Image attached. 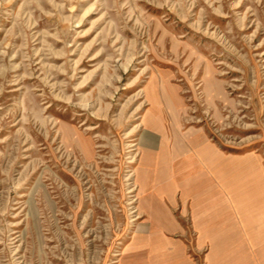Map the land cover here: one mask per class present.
Returning a JSON list of instances; mask_svg holds the SVG:
<instances>
[{
  "label": "rangeland",
  "instance_id": "obj_1",
  "mask_svg": "<svg viewBox=\"0 0 264 264\" xmlns=\"http://www.w3.org/2000/svg\"><path fill=\"white\" fill-rule=\"evenodd\" d=\"M215 152L264 164V0H0V264H124Z\"/></svg>",
  "mask_w": 264,
  "mask_h": 264
},
{
  "label": "crops",
  "instance_id": "obj_2",
  "mask_svg": "<svg viewBox=\"0 0 264 264\" xmlns=\"http://www.w3.org/2000/svg\"><path fill=\"white\" fill-rule=\"evenodd\" d=\"M198 156L202 165H183L182 177L158 175L155 164L144 167L146 222L124 264H197L191 250L205 264H264V164L218 152ZM178 206L181 215L190 214L191 244L189 228L174 214Z\"/></svg>",
  "mask_w": 264,
  "mask_h": 264
}]
</instances>
